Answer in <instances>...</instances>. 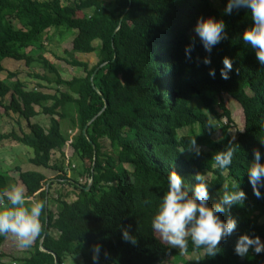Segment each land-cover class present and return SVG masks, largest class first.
Listing matches in <instances>:
<instances>
[{"label":"trees","instance_id":"obj_1","mask_svg":"<svg viewBox=\"0 0 264 264\" xmlns=\"http://www.w3.org/2000/svg\"><path fill=\"white\" fill-rule=\"evenodd\" d=\"M67 1L0 0V73L5 59L41 73L32 76L40 81L33 90L17 72L0 80V109L19 116L20 130L22 120L30 130L0 133V145L11 140L32 150L29 164L35 169L16 171L25 196L44 203L41 232L30 256L13 259L0 253V264H65L70 256L93 264L95 244L100 246L97 264H164L169 258L173 264H264V252L250 251L244 258L233 252L242 233L264 241V188L258 199L246 174L252 150L260 149L258 139L264 138V67L240 39L251 24L248 13L239 9L225 14L227 0H220L218 9L212 0H115L112 10L102 0ZM208 16L222 19L227 34L211 52L190 36L197 17ZM50 31L70 35L71 50L66 54L95 53L98 62L90 66L74 58L63 60L82 70V76L65 80L59 65L46 57ZM193 40L189 58L184 49ZM205 56L209 65L201 62ZM225 56L232 62L226 80L219 74ZM209 68L216 69L215 77L208 75ZM50 87H56L55 93L46 92ZM223 96L243 111L245 129L235 140ZM40 115L50 117L48 127L32 123ZM63 122L68 123L66 132ZM218 129L220 141L214 139ZM69 131L77 134L69 138ZM194 136L201 147L198 157L181 151ZM104 141L110 151L105 152ZM65 146L73 150L69 158ZM229 146L235 148L231 164L223 170L213 168L212 156ZM54 152L61 158H54ZM171 170L182 177L190 194L194 174L210 173L209 205L219 201L224 184L231 189L237 182L245 192L242 205L220 214L221 219L233 217L237 227L221 241L215 256H207L190 239L184 249L171 248L151 230L150 220ZM52 182L69 185L76 199L70 202L60 193L54 198ZM9 184L17 181L1 173L0 189ZM121 227L136 237L135 245L121 239ZM5 238L0 236V244ZM192 253L202 257L183 259Z\"/></svg>","mask_w":264,"mask_h":264},{"label":"clouds","instance_id":"obj_2","mask_svg":"<svg viewBox=\"0 0 264 264\" xmlns=\"http://www.w3.org/2000/svg\"><path fill=\"white\" fill-rule=\"evenodd\" d=\"M239 9H244L251 20L250 26L242 31L240 39L254 52L256 62L264 67V0H227L223 11L231 14L233 10ZM192 31L205 52H211L216 44L227 38L224 21L212 16L197 17ZM193 43L194 40L185 47L186 57H189ZM201 62L209 65L211 60L205 56ZM221 64L219 74L221 79L226 80L232 71V62L225 56ZM208 75L215 77L216 69L209 68ZM258 140L260 149H264V138ZM260 149L253 148L251 160L246 167L248 183L258 199L261 197L260 189L264 188V152ZM181 151L200 156L201 147L195 136ZM234 152L235 148L231 146L216 151L212 156V167L221 170L227 168L232 162ZM166 179L167 190L160 197L151 217V230L171 248L184 249L190 239L192 245L203 249L207 256H215L221 251L218 247L221 241H227L237 227V221L233 217L221 219L220 214L232 205H242L245 192L237 182L231 185V189L224 184L219 201L209 205L208 182L204 174H194L195 183L191 187V194L175 170L169 171ZM43 207L42 201H32L26 197L20 185L9 184L0 189V236L11 235L19 249L29 248L41 232L40 216ZM120 232L123 241L136 244V237L130 234L128 227H121ZM250 251L257 255L264 252V241L258 235L240 234L233 244L234 254L244 258ZM99 254V244L93 245V264H97Z\"/></svg>","mask_w":264,"mask_h":264},{"label":"rangeland","instance_id":"obj_3","mask_svg":"<svg viewBox=\"0 0 264 264\" xmlns=\"http://www.w3.org/2000/svg\"><path fill=\"white\" fill-rule=\"evenodd\" d=\"M73 1V0H71ZM103 5L112 10L114 8L115 0H102ZM63 3L69 4L67 0H63ZM212 5L217 8L220 5V0H212ZM218 9V8H217ZM78 16H82L81 13L78 14ZM14 25L16 29H19L20 26L17 22H14ZM64 30V29H63ZM66 31V30H64ZM64 31H58L54 33V31H50L48 33L49 41L46 43V47L48 49V53L46 57L53 61L56 62L59 66V69L62 73V77L65 80H70L74 77H79L82 76V70L77 69V68H71L69 65H67L65 61L66 60H72L71 58H74L78 61L82 62H87L90 64V66H94L97 62V56L96 54H90V55H85V54H79L75 53L72 56L66 54L67 51L71 50V41H70V35L67 34V32ZM75 31L73 30V34ZM190 36L192 38H196L195 34L193 31L190 32ZM95 46H99V42H95ZM30 54H36L37 50L36 49H29L28 51ZM54 55H57L60 57L61 61H55L54 60ZM64 60V61H63ZM4 71L0 73V80H4L7 76V73L9 72H17L19 73L18 79L23 81L25 86L28 88V90H33L37 88L38 84H40V81L36 79L35 77H32L35 73L36 74H41L39 71H34L31 72L32 70H29L25 67L23 62H17L12 59H5L2 62ZM55 88L56 87H50V90H46L47 93L53 94L55 93ZM225 105L227 108L231 111V116L233 120V125L230 129V134L233 140H235L239 134L243 133L245 129V119L243 115V111L238 103H236L234 100L230 99L227 96H223ZM10 102V97H8L5 100V103L8 105ZM0 133H9L13 129H17L19 133L25 132L29 133L30 130L28 128V124L26 123L25 120L21 122V128L22 130L19 129L17 123V118H19L18 115L13 114L12 112H9L8 114L4 113L2 109H0ZM49 116L46 115H40V117L35 118L32 123H38L42 126L48 127L49 126ZM224 122H227L224 120ZM68 123L63 122L62 129L64 132H66ZM69 130V129H67ZM182 133H187V131H184ZM68 137L73 138L76 134V132H68ZM214 139L216 141L222 140V135L221 131L218 129L217 133L214 136ZM104 146H105V152L110 151L109 147V142L104 141ZM17 147H14V146ZM31 149L14 143L13 141H5L0 145V164L2 165L0 168V174H5L6 172V167L11 166L10 173L13 174L16 178V180L19 179V173L15 170V167L23 165L24 171H29V170H34L35 167L31 164L28 163V159L31 156ZM64 154L69 158L72 155L73 150L71 149L70 146H65L63 149ZM54 158L60 159L61 155L59 152H54L53 153ZM66 162V160H65ZM48 176L53 177L55 176L54 173L52 172H47ZM212 175L210 173L207 174L206 178L210 179ZM82 185L86 184V179H82L81 181ZM55 183L54 187L52 188L53 190L51 191L52 195L54 198L57 197V193L63 194V195H68L67 200L68 201H74L76 199V195L73 192V189L69 185H63L60 184L59 182H52ZM88 185H91V180H88ZM55 211V208H54ZM56 235L57 233L54 232ZM9 236V237H8ZM57 236V235H56ZM156 236L159 238L158 234ZM8 237L7 243H5L6 238ZM4 241L0 244V253L5 254L8 258H28L32 252V248L37 240V238L33 241L32 245L29 248L26 249H19L16 246V242L14 238L11 235H7ZM167 244L166 242H163ZM178 249V248H177ZM202 257V253H192V254H185L183 256V259L188 260V261H198ZM9 261V260H8ZM65 264H82L81 258L80 257H67ZM164 264H173V260L169 258Z\"/></svg>","mask_w":264,"mask_h":264},{"label":"crops","instance_id":"obj_4","mask_svg":"<svg viewBox=\"0 0 264 264\" xmlns=\"http://www.w3.org/2000/svg\"><path fill=\"white\" fill-rule=\"evenodd\" d=\"M19 120V118H17V121ZM23 121V120H22ZM21 121V122H22ZM27 123V122H26ZM16 125H18L17 123H15ZM14 147H17L16 145L14 146ZM65 148V147H64ZM64 152V151H63ZM61 155V154H60ZM71 157V156H70ZM32 158V151H31V156H30V158L28 159V163H29V160ZM1 164H0V168H1ZM18 167H20L22 170H23V165H21V166H17V167H15V170H16V168H18ZM9 169H11V166H8V167H6V172L5 173H8L13 179H14V181H17V185H20V186H22L23 187V185L21 184V182L19 181V179L18 180H16V178H15V176L13 175V174H11L10 173V170ZM18 173V172H17ZM23 189H24V187H23ZM9 237V236H8ZM8 237L6 238V240H5V243H7V239H8Z\"/></svg>","mask_w":264,"mask_h":264},{"label":"water","instance_id":"obj_5","mask_svg":"<svg viewBox=\"0 0 264 264\" xmlns=\"http://www.w3.org/2000/svg\"><path fill=\"white\" fill-rule=\"evenodd\" d=\"M87 190H89V187H88V189Z\"/></svg>","mask_w":264,"mask_h":264}]
</instances>
